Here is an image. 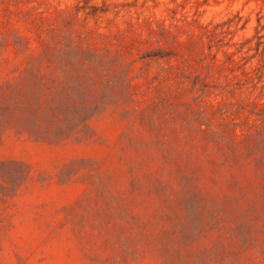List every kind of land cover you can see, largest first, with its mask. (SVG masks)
<instances>
[{
  "label": "rangeland",
  "instance_id": "rangeland-1",
  "mask_svg": "<svg viewBox=\"0 0 264 264\" xmlns=\"http://www.w3.org/2000/svg\"><path fill=\"white\" fill-rule=\"evenodd\" d=\"M0 264H264V0H0Z\"/></svg>",
  "mask_w": 264,
  "mask_h": 264
}]
</instances>
